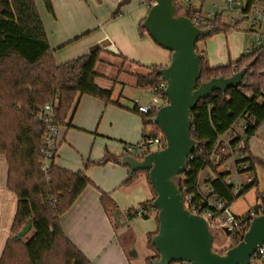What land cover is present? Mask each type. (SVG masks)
<instances>
[{"label":"trees","instance_id":"obj_1","mask_svg":"<svg viewBox=\"0 0 264 264\" xmlns=\"http://www.w3.org/2000/svg\"><path fill=\"white\" fill-rule=\"evenodd\" d=\"M178 1L175 0L176 6ZM241 1L245 5L240 14L253 18L250 31L257 35V12L260 10L258 7L264 5V0ZM43 2L47 12L54 16L51 0ZM192 2L184 14L195 24L197 20L199 28H213V34H231L237 30V25L222 21L220 14L214 20L206 19L203 7L198 9ZM153 4L154 0L150 2L149 8ZM261 10L264 14V10ZM118 15L120 11L112 17ZM140 32H147L143 24ZM197 52L202 66L198 86L215 78H229L246 66H250V70L242 87L230 89L227 94L215 92L192 111V136L198 141V149L188 162V172L176 180L183 196L187 188L189 192L193 191L198 174L205 167V156L218 134L241 121L246 125V137L251 140L264 126V44L258 42L257 47H251V51L243 53L236 61L222 66H212L205 50L197 47ZM103 62V51L97 50L58 64L37 0H0V155L6 158L8 166L7 189L18 198L11 237L0 264H91L65 234L62 217L93 183L84 172H71L58 167L55 158L48 173L44 172L41 150L46 130L37 118L41 109L51 100H57L60 126L68 123L79 96L114 103L113 88H103L97 83L100 75L96 68ZM160 69L152 66L147 74H133L136 87L151 90L159 86L163 81L159 75ZM156 114L157 111L143 114L144 142L162 135L160 127L152 123ZM108 161V157H105L98 165H105ZM251 162V169L255 173L258 164L264 168V162L259 158H251ZM145 173L150 183L149 172ZM211 183L215 192L230 207L247 192L258 187L256 178L246 191L235 195L222 175ZM155 198L154 193L151 200L140 204L139 208L143 210L141 215L137 212L139 208L128 210L124 214L127 221L130 223L138 217L148 219L151 212L158 213L151 207ZM257 199L261 200V205L236 215L240 226L230 235L231 247L243 240L250 227L251 214H259V209L264 214V193L258 191ZM101 204L109 215L118 211L116 204L105 192H101ZM156 219L158 221V217ZM28 228L29 231L25 233ZM156 233L148 236V246L155 254L147 258L146 264H152L159 257L152 245V237Z\"/></svg>","mask_w":264,"mask_h":264},{"label":"crops","instance_id":"obj_2","mask_svg":"<svg viewBox=\"0 0 264 264\" xmlns=\"http://www.w3.org/2000/svg\"><path fill=\"white\" fill-rule=\"evenodd\" d=\"M122 1L51 0L55 10L53 16L47 12L43 0H37L57 63L64 64L101 50L104 62L100 64L105 70L98 73L97 83L114 90V103L90 96L77 98L71 118L61 126L55 157L58 167L84 172L93 183L62 217L65 234L91 264H146L147 258L155 254L148 246V236L159 230L158 213L154 211L148 219L138 217L129 223L125 218L128 210L138 209L141 203L151 200L154 193L145 172L131 176L129 167L118 160L128 155L127 147L143 143L145 132L143 114L138 112L136 105L150 102V90L137 88L133 74H147L152 66L167 67L171 53L159 47L148 32H139L150 8L132 10L133 0L119 7ZM138 1L144 3V0ZM118 11L120 15L113 18ZM238 39V48L242 50L245 42L242 36ZM210 42L212 40L207 42L205 50L206 53L209 51L210 64H228L230 60L226 62L223 51L213 44L208 45ZM251 47L253 45L245 53L251 51ZM111 48L117 52H111ZM252 154L259 158L253 151ZM105 157H108V163L98 165ZM261 168L262 186L257 169L256 189L264 193V168ZM7 179L6 159L0 155V260L11 237L18 208V198L7 189ZM101 192L109 194L118 207L117 212L110 215L105 212ZM139 242L144 246L142 260L136 252Z\"/></svg>","mask_w":264,"mask_h":264},{"label":"water","instance_id":"obj_3","mask_svg":"<svg viewBox=\"0 0 264 264\" xmlns=\"http://www.w3.org/2000/svg\"><path fill=\"white\" fill-rule=\"evenodd\" d=\"M130 2L123 0L119 7ZM143 26L159 47L171 53L170 64L159 71L167 84L168 104L152 120L160 127L165 146L142 160L124 155L118 163L129 167L131 176L149 172L156 195L151 207L157 210L159 222V230L152 237L159 257L152 264H252L258 248L264 245V214L253 217L238 245L219 254L213 249L215 236L207 221L186 208L176 182L187 172L189 157L198 147L192 136V111L215 92L227 94L230 89L242 87L250 66L229 78H215L198 86L202 66L197 43L210 37L214 29L199 28L186 15H180L175 0H154ZM110 51L117 52L115 48ZM224 232L231 235L227 228Z\"/></svg>","mask_w":264,"mask_h":264},{"label":"built area","instance_id":"obj_4","mask_svg":"<svg viewBox=\"0 0 264 264\" xmlns=\"http://www.w3.org/2000/svg\"><path fill=\"white\" fill-rule=\"evenodd\" d=\"M144 1L150 3L152 0ZM183 1L191 2V0ZM228 4L230 8L234 7L239 13L242 12L245 5L241 0H229ZM257 16V21L264 24L262 10H258ZM195 22L196 24H194L200 27V23L197 20ZM166 88V82L162 81L159 86L151 89L150 102L147 105L137 104L138 112L148 114L158 111L161 107L167 105ZM37 120L45 126L46 130L41 154L43 170L48 173L52 161L56 157V150L59 146L58 137L61 131V126L58 124L57 100L49 101L41 109ZM239 122L242 133L236 131V123L224 133L218 134L216 141L205 156V167L199 172L193 191L189 192V188H187L188 190L183 196L186 208L191 213L203 217L207 221L210 230L214 228L224 232L225 228H227L232 233L240 226L236 217L237 214L234 213L225 200L219 197L211 182L222 175L224 182L233 188L235 195H238L246 191L257 178V173L251 169V158L255 156L251 151L250 140L245 135L246 125L241 121ZM163 141L165 146V139L162 133L158 137L143 141L139 146H129L126 150L128 155L142 160L147 154L152 152L151 148L154 147L156 150L163 149ZM197 149L198 147L195 150ZM192 159L193 153L189 157V160ZM188 170L187 168V172ZM137 212L141 215L143 210L139 208ZM259 215H263L262 209H259V214H251L252 219L254 216ZM263 261L264 245L258 248L252 258V264H261Z\"/></svg>","mask_w":264,"mask_h":264},{"label":"rangeland","instance_id":"obj_5","mask_svg":"<svg viewBox=\"0 0 264 264\" xmlns=\"http://www.w3.org/2000/svg\"><path fill=\"white\" fill-rule=\"evenodd\" d=\"M228 1L229 0H204L203 4H202V0H193L192 2V5L197 6L198 9H200L201 6L203 7L202 10L206 19L214 20L216 16L220 14L223 18L222 21H224L227 24L238 26L237 30L234 31L232 35L225 34L223 32L215 33L211 37H208L197 43V47L199 48V50L207 51L206 49L208 48L206 47L207 42L209 40H212V42L208 43V45L213 44L215 47L220 48L227 57L226 62H229V60L230 61L237 60L241 56L242 52L245 53V51L252 45L253 47H257L259 39H261V43L264 44V24L259 23L257 21V26L255 28L259 35L258 34L255 35L250 31L252 22L254 21L253 18H247L248 17L247 15H241L234 7L230 8ZM137 2L139 1L133 0V6L131 7L132 10H136L139 7H145L146 10H149V5H150L149 3H147L146 1H144V3L141 4ZM188 5L189 3L183 0H179L177 2V7L179 9L180 15H185L184 12L188 8ZM258 8H260V10L261 9L264 10V5H260ZM240 36L243 37V42H245V46L243 47L242 50L241 47L240 50L238 48V46H240L238 39ZM232 37L234 38L232 39ZM207 54L209 55V51L207 52ZM218 65H222V64H218ZM104 70H105V66H103L102 64H98L96 68V72L102 74ZM235 129L238 133H242L240 129V122L236 124ZM251 147H252V151L256 154V156L264 159V126L259 130L257 135L251 139ZM151 150L152 152H154L156 151V148L153 147L151 148ZM256 168L258 169V171L260 170L259 177L261 184V173L263 172V169L259 164ZM144 174H145L144 176L146 177V173ZM260 186H262V184ZM258 189L255 188L250 190L232 205L231 208L235 214L238 215L244 214L250 211L251 209H253L254 207L262 204L261 200L257 199V192L261 191V189L260 190ZM211 231L215 236V240L213 244L214 250L220 253L222 251H226V249H229L231 247L230 236H227L223 231H219L214 228H211ZM143 247L144 246L140 242L136 245V252L140 254L139 260H142Z\"/></svg>","mask_w":264,"mask_h":264}]
</instances>
